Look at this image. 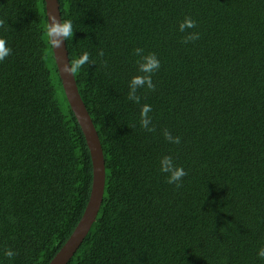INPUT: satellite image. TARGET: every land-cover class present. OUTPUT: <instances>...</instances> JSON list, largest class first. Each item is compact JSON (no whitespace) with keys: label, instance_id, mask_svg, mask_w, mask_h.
<instances>
[{"label":"trees","instance_id":"16d2710c","mask_svg":"<svg viewBox=\"0 0 264 264\" xmlns=\"http://www.w3.org/2000/svg\"><path fill=\"white\" fill-rule=\"evenodd\" d=\"M59 3L69 62L89 56L74 78L106 168L97 218L67 264H264V0ZM42 7L0 0L11 48L0 61V264H49L92 190ZM185 17L196 24L181 32ZM190 32L198 39L185 43ZM137 48L160 61L138 103ZM164 155L186 172L179 188L159 171Z\"/></svg>","mask_w":264,"mask_h":264},{"label":"water","instance_id":"95a60500","mask_svg":"<svg viewBox=\"0 0 264 264\" xmlns=\"http://www.w3.org/2000/svg\"><path fill=\"white\" fill-rule=\"evenodd\" d=\"M45 9L48 24L53 22V17L56 22H62L59 0H45ZM58 39L60 40L59 45L57 47L52 46L54 57L66 97L90 151L93 166V183L90 199L82 218L69 239L49 264H67L78 251L97 218L103 200L106 181L105 159L98 133L78 92L74 74L66 70L70 67V62L65 39L62 37Z\"/></svg>","mask_w":264,"mask_h":264},{"label":"clouds","instance_id":"9594fccd","mask_svg":"<svg viewBox=\"0 0 264 264\" xmlns=\"http://www.w3.org/2000/svg\"><path fill=\"white\" fill-rule=\"evenodd\" d=\"M40 5V11L43 12L42 3L43 0H38ZM53 22L45 25L46 33L45 38L50 46L57 47L60 43L58 38L62 37L64 39L71 37L73 35L72 25L70 21H62L56 22L55 18H52ZM3 21H0L2 24ZM195 20L190 17H185L184 20L179 25V30L183 32L186 28H194ZM198 33H188V35L184 38V42L187 43L189 40L198 39ZM11 52V48L7 46L6 41L3 38H0V61L4 60ZM135 54L140 57L137 61L138 63V71L141 73L140 75H135L129 81V92L128 99L134 102H139L140 97L136 94L138 88L147 87L148 89H152L154 87L152 82V74L159 69L160 61L156 58L154 53H150L147 55H141L142 49H135ZM89 60V56L87 52H84L79 57H73L70 61V67L66 70L72 74H77L81 70V66L87 63ZM151 112L150 105H143L140 110V124L141 127H144L151 131L149 128L150 124V116L148 115ZM165 138L172 142L178 144L180 142L179 137H173L170 133L165 131ZM159 171L161 173H166V180L169 184H175L177 188L181 186V180L186 175L185 170L176 165L171 156L164 155L159 159ZM4 255L8 258H12L15 253L11 249H6ZM257 256L264 260V247L258 249Z\"/></svg>","mask_w":264,"mask_h":264}]
</instances>
